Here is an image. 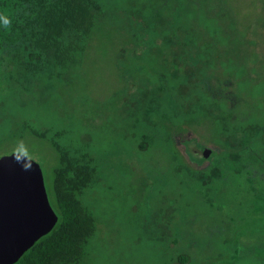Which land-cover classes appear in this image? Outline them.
Wrapping results in <instances>:
<instances>
[{"label":"rangeland","instance_id":"obj_1","mask_svg":"<svg viewBox=\"0 0 264 264\" xmlns=\"http://www.w3.org/2000/svg\"><path fill=\"white\" fill-rule=\"evenodd\" d=\"M97 1L110 20L90 41L69 82L54 87L46 77L38 91L21 92L23 106L8 89L2 90L8 95L0 96V119L20 111L26 126L12 131L9 123L0 124V157L28 156L41 167L52 194L56 151L28 129L58 132L64 145H88L97 177L83 203L97 218L98 231L87 264H179L174 260L179 253L188 255L191 264H264V166L227 167L216 177L211 171L195 173L183 163L173 166L164 146L152 144L141 150L139 144L147 142L142 130L151 128L167 96L160 88L147 87V81L132 82L133 72L124 63L125 58L129 65L137 60L133 44L151 39L156 32H145L143 27L154 24L152 16H157L160 6L162 20L163 15L183 16L189 11L195 27L219 39L225 53L232 57L234 50H240L238 56L250 75L248 86L258 88L256 95L244 93L245 99L260 108L264 105V0ZM114 23L125 31L132 24L129 32L138 30L137 38L136 34L133 41L120 29L118 34ZM143 43L150 45L149 40ZM176 46L172 44L170 51L182 52ZM140 53L147 69H162L161 52ZM192 151H200L199 145ZM218 257L224 259L217 261Z\"/></svg>","mask_w":264,"mask_h":264},{"label":"trees","instance_id":"obj_2","mask_svg":"<svg viewBox=\"0 0 264 264\" xmlns=\"http://www.w3.org/2000/svg\"><path fill=\"white\" fill-rule=\"evenodd\" d=\"M150 12L152 15L153 10ZM161 12L160 6L157 16H152L154 24L143 27L145 32L156 31L151 39L132 45L137 60L129 65L124 59L126 69L133 72L132 82L147 81V87L160 88L167 96L160 103L162 112L153 116L151 128L142 130L147 142L138 147L145 151L152 144L155 148L164 146L173 166L183 163L195 173L211 171L216 177L227 167L264 166V105L251 106L245 99L244 93L256 95L258 88L248 86L250 75L245 71L243 58L238 56L240 50H234L236 57L225 53L219 39L195 27V16L189 11L183 16L175 12L163 15V20L159 17ZM105 20L110 19L97 0H0V77L5 76L0 79V96L5 98L8 92L2 90L8 89L23 106L22 93L38 91L46 84V77L50 76L54 87L69 82L70 74L81 65L82 56L90 41L102 31ZM114 24L118 34L120 29L133 41L136 34L137 38L138 30L129 32L132 24L127 31ZM167 36L169 42L165 44ZM146 40L150 41L147 47L143 43ZM248 43L250 47L252 42ZM172 44L182 52L170 51ZM141 51L161 52L162 69H147L139 60ZM225 64L232 67L223 68ZM156 107L157 104L152 109ZM21 115L20 111L3 114L0 124L9 123L11 130L17 131L26 126ZM28 130L33 137L49 142L57 154L53 195L46 182L45 186L58 221L15 264H87L89 246L98 228L97 218L83 203V197L95 183L96 160L88 145H64L58 132L51 135L50 130ZM147 131L151 133L148 135ZM198 145L200 151H192V156L191 148ZM205 148L211 150L209 160L202 153ZM224 258L218 257L217 261ZM174 260L191 264V258L183 253Z\"/></svg>","mask_w":264,"mask_h":264},{"label":"water","instance_id":"obj_3","mask_svg":"<svg viewBox=\"0 0 264 264\" xmlns=\"http://www.w3.org/2000/svg\"><path fill=\"white\" fill-rule=\"evenodd\" d=\"M209 157L211 150H202ZM41 167L21 153L0 157V264H15L56 225Z\"/></svg>","mask_w":264,"mask_h":264}]
</instances>
